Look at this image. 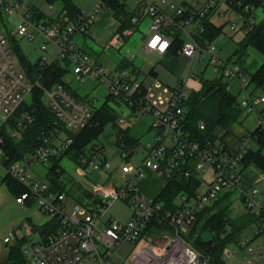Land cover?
I'll list each match as a JSON object with an SVG mask.
<instances>
[{
    "label": "built area",
    "instance_id": "built-area-1",
    "mask_svg": "<svg viewBox=\"0 0 264 264\" xmlns=\"http://www.w3.org/2000/svg\"><path fill=\"white\" fill-rule=\"evenodd\" d=\"M136 1L140 8L130 19L131 26L117 30L108 44L120 48L141 18L148 14L152 19L145 48L158 53L166 52L170 41L162 33L161 25L167 16L155 2ZM219 1H193L187 8L172 4L168 6L175 13L176 26L184 29L194 18H202ZM232 1L241 9L245 25L253 24L254 6L240 0ZM160 4H165V0H160ZM52 7V4L47 5L48 10ZM97 11L98 8L93 7L75 20L68 19L65 11L58 12L55 18L59 15L66 20L65 24H58L35 20L33 12L21 0H0V15L15 14L18 18L15 30L9 32L12 37L32 40L38 33L45 40L42 49L48 43L55 46L54 58L42 57L40 64L67 61L68 73L78 83L90 78L96 85L105 88L107 94L113 95L120 107L128 110L127 115L119 114L116 120L118 125H131L138 117L148 115L149 128L153 132V140L142 146L144 156L138 163L124 161L131 148L121 142L115 146L121 160L114 168L105 153L106 146H93L73 163L78 174L96 172L101 178L92 180L83 177L87 179V185L73 180L78 183L73 187L70 184L73 194L52 190L45 176L32 175L33 165L38 161L47 162L51 155L57 156L70 145L72 139L67 132L83 128L91 122L93 106L96 105L94 101L98 97L76 96L62 83L45 86L38 75L30 76L19 70L8 44V31L0 29V132L5 127L13 139L21 137L25 127L34 119L32 94L35 87L41 90L44 104L54 114L52 127L41 142L31 152L9 161L7 165H4L3 160L9 159V156L4 153L3 136L0 134V166L4 167L5 174L16 179L26 189L15 200L19 203L27 200L35 203L41 213L48 215V219L40 223H49L47 226L36 230L29 228L28 234H25L26 239L21 244L24 258L19 264H116L119 247L126 241L134 242L124 259L126 264H209L208 258L191 247L183 236L190 228L193 213L216 200L220 192L238 188L240 161L245 150L225 149L222 143L210 141L202 146L188 136L183 128L187 92L184 84L171 86L156 80L144 85L133 83L126 73L110 71L78 46L74 36L86 34ZM205 48L211 53L214 68L241 84L239 104L247 112L256 111L259 98L240 68L221 58L213 43H207ZM178 51L194 59H199L201 55L200 46L188 39L182 41ZM194 74L195 69L192 68L189 76ZM9 121L13 122L10 126L7 124ZM199 127L203 128L201 121ZM256 127L264 129L263 110L257 111ZM181 163L190 165L184 170V175L195 174L200 184L192 196L180 194L176 209L165 211L161 216V202L139 190L135 181L144 175L145 169H150L162 176L165 182L180 168ZM116 169L121 178L119 183H116L114 174ZM205 172L210 174L208 179L202 176ZM61 179L65 182L62 176ZM242 193L245 209L256 217L253 222L254 233L264 232V203L260 199V190L252 186ZM118 200L129 207L130 213L126 220H120L109 212V208ZM160 219L166 220L170 228L168 232L165 231L161 236L148 235V230L155 224L152 222L157 224ZM20 237L22 235L16 237L10 233L3 240L9 242ZM247 242V237L240 240L244 245ZM247 248L251 256L238 264H253L254 257H264V246ZM224 251L225 256H232L234 248Z\"/></svg>",
    "mask_w": 264,
    "mask_h": 264
},
{
    "label": "trees",
    "instance_id": "trees-1",
    "mask_svg": "<svg viewBox=\"0 0 264 264\" xmlns=\"http://www.w3.org/2000/svg\"><path fill=\"white\" fill-rule=\"evenodd\" d=\"M105 1L112 8L114 17L119 21L120 29L131 26L130 19L135 14L136 9L128 10L123 0ZM240 1L249 3L255 7L263 6L264 9V0ZM63 2V8L66 10L68 18L75 20L80 15V10L69 0H63ZM28 7L29 10L33 12V18L35 20L49 21L44 17L42 12L37 11V8L33 6ZM234 8L238 12L241 11L239 6L235 3ZM214 9L215 6L207 11L201 18L203 27L202 34L207 40H212L213 37L220 32V27H217L208 21V15ZM161 31L170 40V46L173 45L177 48L181 45L182 39L179 37V30L175 24H172L170 28L166 29L161 26ZM248 45L254 46L264 54V19L258 23L245 25V33L243 38L238 42L237 51L241 52ZM14 47L19 51L15 42ZM20 59L26 69V73L30 76L33 74L36 76L38 75L40 82L43 85L50 86L54 83H62L68 87L74 95L78 96L75 90L66 81V74L68 73L67 61H53L45 65L40 64L39 60H36V62L33 63L28 61L27 63L22 59L21 53ZM249 81L256 89L264 87V61L253 72L249 73ZM213 87H216L219 96L218 119L216 123L228 127L238 120L242 109L237 102V97L228 91L226 83H223L221 80L203 81L200 95H203ZM32 96L35 107L34 119L25 127L21 137L19 139H13L5 127L0 132L3 136L2 147L4 153L9 156V159L3 160L4 165H7L9 161L13 159L20 158L23 154L31 152V150L41 142L43 137L48 134L52 127L54 114L44 104L41 90L35 87ZM83 98L86 99L85 97ZM112 103L119 104V101L113 95L106 94L104 101L99 105L93 106L91 122L83 128L67 132V135L72 139L70 145L57 156L51 155L48 158L47 162L49 165L45 177L52 190H64L67 193H74L71 186L73 187L78 183L70 179L73 183L69 186L62 181L61 174L64 170L60 164L61 159L66 157L72 162H77L78 158L88 151V146L93 147L95 145L94 141L99 139L107 124H111L115 127L114 134L116 136L121 135V140H116L117 144H119V141H123L124 143H122L124 146H131L138 141L137 138L129 133L128 127L121 128V126L117 124L116 120L118 118V113L112 106ZM199 121L203 123V128L199 127ZM7 124L10 126L13 122L9 121ZM213 125L214 123L203 118L193 105H185L183 128L192 140L197 141L202 146H204L207 141L215 143V137L211 132ZM250 137L255 142L256 147H246L244 149L245 152L240 161L241 167L252 162L264 170V129L255 127L250 133ZM101 144L103 143H100V145ZM224 148L227 149L225 145ZM189 167L190 165L188 163H181L180 168L171 177L167 178L164 187L157 197L165 206H169L167 208H171L172 211L176 209L177 203L175 202V198L178 194L187 193L189 196H192L200 184V181L195 174L189 176L184 175V170H187ZM1 182L7 184L9 191L14 196H17L26 190L22 184L8 174L2 176ZM229 192L223 194L224 197H227ZM241 198L242 201H244L242 195ZM221 201V198H217L210 204L204 205L201 209L193 213V225L183 236L187 243L208 257L209 264H227L225 258L222 256L223 248L233 238L236 240V236L245 225L244 223L243 225H239L237 223L238 220L230 216L229 203H221ZM26 204L30 205L31 202L27 200ZM243 215L250 223L256 220L253 212L248 210ZM152 223L156 222L153 221ZM48 224L49 223H43L40 225L30 222L32 230L43 228ZM160 224L162 223H158V226L162 227ZM227 225H229V228H227ZM25 239L26 237L22 236L9 244L7 255L4 260L0 261V264H19L22 262L24 257L21 250V244Z\"/></svg>",
    "mask_w": 264,
    "mask_h": 264
},
{
    "label": "crops",
    "instance_id": "crops-1",
    "mask_svg": "<svg viewBox=\"0 0 264 264\" xmlns=\"http://www.w3.org/2000/svg\"><path fill=\"white\" fill-rule=\"evenodd\" d=\"M69 1L71 3H73L75 5V7H77L80 10V14L87 12V11H90L93 7L98 8V11L96 13V18L93 21V23L89 26L88 31L86 32V34H81L83 37V41H85V39L88 38L91 41L90 42L91 44L99 47V46L103 45V43L108 44L112 35L117 30H121L119 28V21L114 17L112 8L106 3L105 0H69ZM123 1L125 2V0H123ZM150 1L158 4L160 6V8L164 11L165 15L167 16L161 25L164 29L170 28L172 24L176 25L175 13L173 12V9L168 6L169 4H172L175 7L187 8L193 1H196L198 3L202 2V0L200 2L198 0H165V4H160V0H150ZM21 2L24 5L33 6V7L37 8L38 9L37 11L42 12L44 17L47 18V20H49L48 22H54V23L56 22L58 24H65L66 23V20L63 19L62 17H60L59 15L57 18H55L56 13L61 12V11H65V14L67 15L66 10L63 8L64 7L63 0H45L46 3L52 4L53 7L51 10H48L47 8H44L41 5L35 3L36 0H27V2L21 0ZM125 4H126V7L128 8V10L136 9V11H137L140 8V5L138 4V2L136 0H134V2H133V7L129 8L126 2H125ZM221 8L223 9V11H221ZM254 8H255L254 9V11H255L254 12V18H255L254 23L261 22L264 19L263 6H257V7L254 6ZM259 10H261L263 12H262L261 16L257 19L256 14H257V11H259ZM229 12H234L236 15H238L241 22H239L240 25H238V24L234 25V23L230 24L229 28L232 32H229L227 37L233 38L235 36V34H237L238 32H240L241 35H240V37H238V39L236 41L235 50L229 56L223 57L220 55L219 50L217 49L216 45L214 44V40L218 36L223 34L224 24L219 25V24L215 23L213 21L212 16H214L215 14H218L219 16L223 17L226 13H229ZM135 13H137V12H135ZM12 19L18 20L17 15H15V14L7 15V14L1 13V15H0V29L2 31H7V25L6 24L8 21H10ZM68 19L73 20L72 18H68ZM141 19H143V18H141ZM208 21L210 23L214 24L215 26L220 27V32L218 34H216L212 40H207V38L202 34L203 27H202L201 18H194L190 23H188L185 26L184 29H179L176 26L179 30V37L182 39V41L187 40V39L192 40L198 46H200V48H201L200 58L199 59H194L193 57H191V58L193 59L194 64L200 62L199 64H202V65L200 66V70H198V71L195 70V74L193 76H189V72L193 68V66H192V68L186 73V75H184L183 77H178L177 84H174L171 86H181V84H184V86L186 87V91H187L186 92V98H185L186 99L185 105H187V106L193 105L203 118L214 123V125L212 126L211 132L214 135L216 142L222 143L228 149H232V150L245 149L246 147H250L248 145V143L250 141L254 145H256L255 142L250 137V133L256 127L257 111H259V110L264 111V87L256 89L254 87V85L249 81V73L253 72L264 61V54L260 50L256 49L254 46H251V45H248L247 47H245L241 52L237 51L238 42L243 38L244 33H245V25L243 22V18L241 16V12H238L234 8V2L232 0H220L219 3L215 6V9L212 12H210V14L208 15ZM147 30H148V34H147V32L146 33L142 32L143 38H142L141 42L138 43V48L142 49L144 53H152L155 55H159L162 59L165 60V62L167 61V64H169L172 67L175 65V58L186 56V55L179 53L178 49L180 46L176 48L173 45L170 46V44H169L170 47L164 53H158L155 51H148L145 48V43H146L147 36L150 34L149 25H148ZM76 35H78V34H76ZM36 37H37V39L41 38V44H40V46H41L45 41L44 38L38 33H36L35 38ZM125 39H124V42H125ZM207 43H213L215 45L216 53L221 58L226 59V60H230V62L237 65L240 68L241 72L243 73L244 77H246L248 79L249 84L252 85L256 95L259 98V103L257 105L256 111L247 112L239 104L238 98L242 94L241 84L237 80L227 78L226 76L223 75V73L220 70H217L214 68V66L211 62V53L205 48ZM83 44L86 45L85 43H83ZM47 45H46V48H47ZM90 46H92V45H89L88 48L93 47V46L92 47H90ZM83 49L85 50V48H83ZM85 51H87V50H85ZM126 57L127 58L122 59V60L118 59L119 61L116 60V62H115L116 64L114 65L115 69L111 70V71L116 73V74L119 72H124L129 77L131 82L140 83L142 85L149 84V82L152 83L155 80L161 82L160 80L155 78L157 73L154 71L153 68L149 69V75H151L153 77V79L149 80L148 82L145 81L144 79L138 80L137 76L139 73V69H138L139 67H137L133 63V59H134L133 54L131 52H128ZM187 57H190V56H187ZM98 62L103 64L100 61H98ZM31 63H33V62H31ZM208 68H210L212 71L215 72V76L213 78H204L203 77V74L205 73V71ZM197 72L199 74V77L196 78L195 76H196ZM68 75H71V74L67 73L66 77ZM71 78H72V80L76 81L72 75H71ZM216 79H218L219 81L221 80L223 83L224 82L226 83V88L228 89V91H230L232 94H234L237 97V102L242 109V112L239 115L238 120L233 122L228 127H224L223 125L216 123V121L218 119V106H219V96H218L216 87H213V88L209 89L203 95H200V91L202 88L203 81H206V80L212 81V80H216ZM87 80L90 81V85H89L90 87L89 88L92 89V88H94V86H96V84L94 83L93 80H91L90 78ZM168 85H170V84H168ZM189 86H191V89H192L190 94L188 93V90H187V87H189ZM232 88H235V92H233L231 90ZM75 92L80 96L87 95V94H79L77 90H75ZM213 93H215V96L212 95ZM96 97H98V95ZM112 106L115 108V110H116V107H120L119 104H113V103H112ZM250 113H253V116L248 115ZM119 114L120 113L118 112V116H119ZM134 123L131 125H128V126H121V128H127L128 127L129 133L138 139V141L135 142L134 145H131V146L126 145L125 146V147L131 148L129 155L127 156V158H129L130 161H131V156L134 153H136L138 150H143L142 145L139 143V137H137L135 135V133L133 132V127L135 125ZM113 136H114V138L112 140L113 145L111 148L110 157L115 156L116 160L118 158V160H117V162H118L121 160V158H120L118 150L115 149L116 148L115 146L118 145L116 143V140L117 139L121 140V138H120L121 135L116 136L113 132ZM119 144H120V141H119ZM253 148H255V147H253ZM263 153H264V151H263ZM117 162H116V164H117ZM136 163H138V162H136ZM33 167L35 168V170H37V168H38L36 163H34ZM145 171H146V174L144 172V175L142 177H139L136 179V181L137 180L138 181L137 182L135 181V185L139 190L144 192L146 195L157 193L153 197H158L159 193L161 192L162 188L165 185L164 178H162V176H160L159 174H157L156 172H154L150 169H145ZM45 174H46V171H45L44 175ZM114 174L116 176V180L121 179L120 174L118 173L117 169L114 171ZM202 176L207 178L208 172H205ZM69 179H71V178H69ZM262 181H264V170H262L256 164L251 162V163L247 164L246 166L241 167V175H240V181L238 183V188L235 190H231V192H229V191L220 192V194L218 196V198L222 199L221 203H227V204L229 203L228 204L229 209L230 210L235 209L237 211V214H236V212H234L235 215H233V216L230 215V216L237 219L238 220L237 223L239 225H243V223L245 224L242 227V229L240 230V233L238 235H242V233L244 232V230L246 228H248L249 226H253V222L250 223L248 221V219L240 218L243 214H245V212H247V210L244 207L242 198H241V195L243 196L242 192H243V190H247L249 187H252V186L257 187V184L262 182ZM258 189L260 190V199L264 203V193H263L264 189H260V188H258ZM227 192H229L228 196L224 197L223 194H225ZM178 201H179V199H178ZM120 204L124 208V210L120 213V216H124V218L119 217V219L120 220H126L129 216V213H130L129 207L123 202H120ZM239 209H242L241 210L242 212L238 214ZM37 224H40V223H37ZM25 233L28 234V230H26ZM261 233H264V232H261ZM253 235L254 236L260 235V233L255 234L254 230H253ZM245 237H247V236H245ZM247 238H248V242H247L248 245L242 244L245 246L246 253H247L246 255H243V259L245 257L251 256V253L248 251L247 247H249V246L255 247L257 245L264 246L263 242L258 243L254 246L250 245L249 242L252 240V236L250 235ZM240 240L241 239L238 240L239 245L241 244ZM244 246L239 247V249H236V247H233L234 248V254L236 251H241V249ZM7 251H8V247L6 250L5 257L7 255ZM5 257L3 259H1L0 261L4 260ZM261 259H264V257H254L253 264H258L257 262H259Z\"/></svg>",
    "mask_w": 264,
    "mask_h": 264
},
{
    "label": "rangeland",
    "instance_id": "rangeland-1",
    "mask_svg": "<svg viewBox=\"0 0 264 264\" xmlns=\"http://www.w3.org/2000/svg\"><path fill=\"white\" fill-rule=\"evenodd\" d=\"M27 2V0H22ZM199 2L201 0H198ZM128 7H133L134 0H125ZM37 4L41 5L44 8H47L48 3L45 2V0H36ZM221 11L223 9L221 8ZM89 12V11H87ZM263 11L259 10L257 11L256 18L258 19ZM6 17V16H5ZM213 21L219 25L224 24L223 27V34L218 36L214 40V44L216 45L217 49L219 50V53L223 57L229 56L236 48V41L238 37H240L241 33L238 32L235 34V36L227 37L229 32H232L229 28L230 24H238L241 20L239 19L238 15H236L234 12L226 13L223 17L219 16L218 14H215L212 16ZM151 16L146 14L143 19L139 21L137 24V27L135 26L133 33L130 34L126 39L124 44L120 47H114L109 44L103 43V45L97 47L91 44L90 40L88 38L83 41V37L81 34L75 35L74 40L76 44L80 47L85 48L87 50V53L95 59L96 61H100L104 64L107 69L114 70V65L116 64V60H122L127 58L126 55L128 52H131L134 56L133 63L139 67V73H138V80L144 79L145 81H149L153 79L151 75H149V69L153 68L154 71L157 73L156 79L160 80L162 83L174 85L177 84L178 77H183L186 75V73L192 68H195L196 71L200 70V66L202 64H199L200 62L194 64L193 59L191 57L182 56L175 58V65L172 67L169 64H167V61L165 62L164 59H162L159 55H155L152 53H144L142 49L138 48V43L141 42L143 33L148 34V25L151 24ZM17 19H12L7 22V31H8V44L12 51V54L17 61L16 67L26 73V69L23 66V63L20 59V53L22 59H24V62L28 63V60L30 62H36V60H40L42 57H46L48 59L54 58L56 49L55 47L48 43L46 49H42L41 44V38L37 39V37L33 40H29L24 37L15 36L12 37L9 32L12 30H15ZM5 24V23H4ZM89 29V28H88ZM87 29V31H88ZM143 32V33H142ZM14 42L17 45V49L14 47ZM85 43L86 45H84ZM89 45H92L88 48ZM87 47V48H86ZM119 59V60H118ZM172 67V68H171ZM215 76V72L212 71L210 68H208L205 73L203 74L204 78H213ZM196 78L199 77V74L197 72ZM66 81L70 84V86L77 90L79 94H87L89 96L96 97L98 95V98L94 101L96 105L100 104L105 99V95L108 93L105 88H103L101 85H96L94 88H89L90 81L86 80L84 83H78L74 80H72L71 75H68L66 77ZM152 82V81H151ZM150 83V82H149ZM188 93L192 91L191 86L187 87ZM233 92H235V88L231 89ZM215 96V93L212 94ZM116 112L127 115L128 110L123 107H116ZM250 116H253V113L248 114ZM133 132L137 137H139V143L144 146L146 143L153 140V132L151 129H149L150 124V117L148 115H142L137 118V120L134 123ZM115 130V127L111 124H107L104 128L103 133L99 137L98 140L94 141V146H99L100 143H103L105 147V153L110 157L111 148H112V140L114 138L113 132ZM250 147H256L251 141L248 143ZM91 147H87L89 150ZM114 156V155H113ZM144 156V150H138L136 153H134L131 156V161L133 163L139 162L140 159ZM112 167H116V157H110ZM124 161H130L129 158H124ZM63 173L61 174L62 178L65 180V184H68L70 186L72 181L68 180V178H71L72 180L76 179L78 181H82L85 185H87V179L83 177H87L92 180H97L98 178H101L99 175L96 174V172L91 173H83L78 174L77 173V167L76 165L68 158L64 157L61 159L60 162ZM37 170L33 167V171H31L32 175L39 176L43 178L45 175V171H47L48 162H36ZM145 174L146 171L144 170ZM5 174L4 167L0 166V179ZM68 177V178H67ZM210 177V174L208 172L207 179ZM46 178V177H45ZM121 179H118L116 183H119ZM138 181V180H137ZM136 181V182H137ZM68 182V183H67ZM21 184V183H20ZM257 187L260 189H264V181L257 184ZM157 194V193H156ZM156 194H147L148 197H153ZM182 194V193H181ZM180 194H178L179 196ZM178 196L175 198V202L178 203ZM15 197L11 192L9 191L7 184L5 182H0V260L5 257L6 250L9 244L16 241L18 238H14L9 242H5L3 239L5 236H8L10 233H14L16 237H19L20 235L25 236L26 230L29 228L31 229L30 222L32 223H42L45 222L48 219V215L41 213L38 209V206L35 203H31L30 205L26 204V201L24 203H19L15 200ZM180 197V196H179ZM156 199H158L156 197ZM159 200V199H158ZM160 201V200H159ZM30 202V201H29ZM121 201H116L112 204V206L109 208V212L112 215L118 216L120 218H124V216H120V213L124 210L122 205L120 204ZM161 202V201H160ZM244 204V203H243ZM169 206H165L161 202V216H163V213L165 211H170L171 208H167ZM238 210V209H237ZM242 209H239L238 214L241 213ZM230 215H235L234 212L237 211L229 210ZM240 218L245 219V217L242 215ZM162 223V227L158 226V223ZM193 218H191L190 227L193 225ZM157 224L155 223L154 226H151L148 230V235L152 236H161L165 231L169 230V226L165 219H160V221ZM168 232V231H167ZM25 233V234H24ZM252 236V240L249 242L250 245H256L258 243H264V233H260V235H253V226H249L244 230L242 235H237L236 240L232 239L228 244L223 248L222 256L225 258V261L227 264H237L239 261L243 260V255H246V249L245 246L242 245V243L239 245L238 240L245 236ZM26 237V236H25ZM255 237V238H254ZM184 238V237H183ZM254 238V239H253ZM189 244V243H188ZM134 245V242L126 241L121 244L119 247L118 253V259L116 264H126L124 259L127 257L128 253L130 252L132 246ZM190 245V244H189ZM248 245V244H247ZM193 247L192 245H190ZM244 246L241 251H236L232 256H225L224 249L233 248L236 247V249H239V247ZM194 248V247H193ZM197 250V249H196ZM198 251V250H197ZM203 254L202 252H200ZM207 257V256H206ZM208 258V257H207ZM258 264H264V259H261Z\"/></svg>",
    "mask_w": 264,
    "mask_h": 264
}]
</instances>
